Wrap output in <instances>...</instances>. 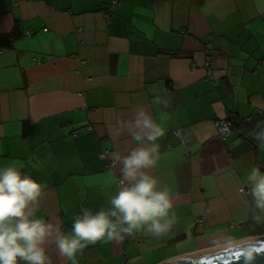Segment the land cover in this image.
I'll use <instances>...</instances> for the list:
<instances>
[{
    "label": "crops",
    "instance_id": "1",
    "mask_svg": "<svg viewBox=\"0 0 264 264\" xmlns=\"http://www.w3.org/2000/svg\"><path fill=\"white\" fill-rule=\"evenodd\" d=\"M109 2L0 0V170L41 183L36 217L66 234L82 207H110L122 165L109 160L134 146L121 122L163 113L152 174L171 189L175 235L100 240L76 264H162L220 249L222 235L264 237L236 218L252 211V168L264 174V0H120L108 21ZM55 236L52 264H72Z\"/></svg>",
    "mask_w": 264,
    "mask_h": 264
},
{
    "label": "clouds",
    "instance_id": "2",
    "mask_svg": "<svg viewBox=\"0 0 264 264\" xmlns=\"http://www.w3.org/2000/svg\"><path fill=\"white\" fill-rule=\"evenodd\" d=\"M160 116L161 122H157L150 112L140 110L134 120L121 122L127 126L134 146L113 159L114 166L116 161L122 166L116 191L109 197L110 207L95 214L82 210L66 234L58 226L54 228L52 223L36 217L43 193L41 183L30 175H22L15 163L0 170V264H52L45 245L54 232L59 256L72 264H76L77 254L89 244L100 240L119 243L134 231H144L156 240L171 239L177 220L174 197L171 189L161 187L152 174L160 157L157 141L165 136L166 117L163 113ZM260 123L264 122L257 127ZM254 139L264 149V130L256 133ZM248 181L251 187L247 191L254 202L252 211L250 215L242 211L236 218L264 229V174L259 167L252 168ZM217 246L224 252H234L230 260H242L243 264H255L264 253V240L255 236L237 239L231 234L222 235Z\"/></svg>",
    "mask_w": 264,
    "mask_h": 264
},
{
    "label": "built area",
    "instance_id": "3",
    "mask_svg": "<svg viewBox=\"0 0 264 264\" xmlns=\"http://www.w3.org/2000/svg\"><path fill=\"white\" fill-rule=\"evenodd\" d=\"M120 3V0H110L107 8L104 10V16L106 18V20L110 21L111 19V16H112V8L115 7V6H118ZM81 66H83L85 64L84 61H81L80 62ZM205 66H206V69H207V73L208 74H211L212 72V68H211V62H210V58L207 57L206 58V62H205ZM216 125H217V128H218V131H219V134H220V137L225 140L227 135L230 134L232 132V118L230 115H226L225 117L219 119L216 121ZM78 134V131L75 130L73 132V135L76 136ZM109 155H110V151L108 149H103L102 153H101V156L103 158H109ZM117 161L115 163V166L117 165ZM113 165V160H109V167L110 168H113L115 167ZM89 210L88 208L86 207H82L78 214H82V210ZM90 211V210H89ZM199 223H202L203 222V218H199L197 220ZM129 236V235H128ZM134 242H136V237H135V234L133 232L132 235L129 236Z\"/></svg>",
    "mask_w": 264,
    "mask_h": 264
},
{
    "label": "water",
    "instance_id": "4",
    "mask_svg": "<svg viewBox=\"0 0 264 264\" xmlns=\"http://www.w3.org/2000/svg\"><path fill=\"white\" fill-rule=\"evenodd\" d=\"M258 239L264 240V237H258ZM233 255L234 252H224L220 248L181 259L170 260L162 264H243L242 260H230ZM255 264H264V253L257 258Z\"/></svg>",
    "mask_w": 264,
    "mask_h": 264
}]
</instances>
